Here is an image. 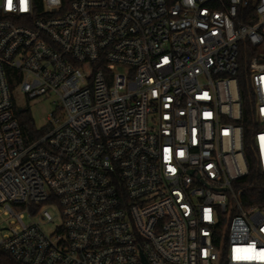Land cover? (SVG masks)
I'll return each mask as SVG.
<instances>
[{"label":"built area","instance_id":"obj_1","mask_svg":"<svg viewBox=\"0 0 264 264\" xmlns=\"http://www.w3.org/2000/svg\"><path fill=\"white\" fill-rule=\"evenodd\" d=\"M0 208L17 264H264V0H0Z\"/></svg>","mask_w":264,"mask_h":264},{"label":"rangeland","instance_id":"obj_2","mask_svg":"<svg viewBox=\"0 0 264 264\" xmlns=\"http://www.w3.org/2000/svg\"><path fill=\"white\" fill-rule=\"evenodd\" d=\"M14 96L16 107L27 111L28 117L32 119L37 129L45 125L46 117L54 110V105L49 99L41 97L36 99H26L18 89L15 90ZM50 211L56 215V211L54 209H51ZM13 219L14 218L5 215L3 210L0 208V240L7 234L10 223ZM26 221H29L28 216Z\"/></svg>","mask_w":264,"mask_h":264},{"label":"trees","instance_id":"obj_3","mask_svg":"<svg viewBox=\"0 0 264 264\" xmlns=\"http://www.w3.org/2000/svg\"><path fill=\"white\" fill-rule=\"evenodd\" d=\"M15 116L20 124L23 137L26 141L34 140L39 135L43 134V130H38L30 117L27 115V111L23 109L15 108ZM0 264H17L7 254L0 251Z\"/></svg>","mask_w":264,"mask_h":264},{"label":"snow or ice","instance_id":"obj_4","mask_svg":"<svg viewBox=\"0 0 264 264\" xmlns=\"http://www.w3.org/2000/svg\"><path fill=\"white\" fill-rule=\"evenodd\" d=\"M11 2H12V0H8L9 7H11ZM236 251L239 252L240 250L237 249ZM260 256H261V257H264V253H261ZM236 258H237V259H251L252 257H240V256H237Z\"/></svg>","mask_w":264,"mask_h":264}]
</instances>
